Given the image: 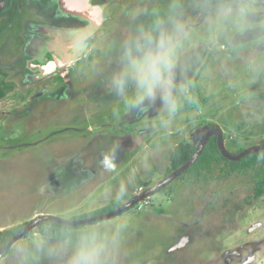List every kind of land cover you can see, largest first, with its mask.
<instances>
[{"label":"rangeland","instance_id":"obj_1","mask_svg":"<svg viewBox=\"0 0 264 264\" xmlns=\"http://www.w3.org/2000/svg\"><path fill=\"white\" fill-rule=\"evenodd\" d=\"M219 2L90 0L102 9V24L57 52L59 60L70 55L68 62L46 68L48 49L38 60L51 74L21 81L0 69V232L42 216L71 220L113 200L127 204L167 179L177 145L201 141L209 124L222 130L228 152L264 145V0H227L247 8L246 15L209 31ZM174 4L187 35L171 106L159 95L137 103L131 81L118 94L111 81L124 41L167 23ZM25 9L24 19H31L33 10ZM89 25L68 16L57 27ZM58 42L64 41L52 45ZM105 154L115 169L104 167ZM254 187L252 173L224 177L219 168L204 178L179 176L131 210L73 230L66 240L36 228L0 264H66L71 243L90 228L119 232L115 264H264V195L254 199ZM59 247L62 254L49 253Z\"/></svg>","mask_w":264,"mask_h":264},{"label":"clouds","instance_id":"obj_2","mask_svg":"<svg viewBox=\"0 0 264 264\" xmlns=\"http://www.w3.org/2000/svg\"><path fill=\"white\" fill-rule=\"evenodd\" d=\"M177 9L179 4H174L173 15L169 16L167 23L158 21L150 30L141 28L138 35L124 41L120 55L121 67L111 81L118 94H123L131 81L138 89L137 103L159 95L166 106H171L180 42L187 35L186 26L178 18ZM247 11V8H233L227 0H220L213 12L217 23L209 22L208 30H216L221 26L219 22L229 17H235L232 23L239 24ZM103 165L110 171L115 169L113 156L105 154ZM125 191L122 185L120 195ZM118 236V231L109 236L97 228L81 230L71 243L66 264H115L114 252L118 247ZM17 251L21 255L26 252L24 248ZM63 252V247L49 249L53 255Z\"/></svg>","mask_w":264,"mask_h":264},{"label":"flooded vegetation","instance_id":"obj_3","mask_svg":"<svg viewBox=\"0 0 264 264\" xmlns=\"http://www.w3.org/2000/svg\"><path fill=\"white\" fill-rule=\"evenodd\" d=\"M34 3L35 9L28 5L24 7L25 0H0V69L14 80L20 78L22 81L26 77L34 80L42 74H51L39 64L41 53L49 49L53 57L61 62L54 53L53 41H59L66 32L85 28L57 27V24L68 21V16L87 21L66 12L59 0H34ZM25 8L33 10L31 19H24ZM57 35L60 38L56 40ZM26 55L30 60L25 64ZM25 67L31 74L25 75Z\"/></svg>","mask_w":264,"mask_h":264},{"label":"trees","instance_id":"obj_4","mask_svg":"<svg viewBox=\"0 0 264 264\" xmlns=\"http://www.w3.org/2000/svg\"><path fill=\"white\" fill-rule=\"evenodd\" d=\"M213 129H219V127L216 124H209L208 131ZM199 146L200 141L197 143L183 141L179 145H177L171 157L170 172L173 173L187 164L195 155ZM243 151L245 150H239L236 153L229 152V154L238 156ZM215 168H219L220 176L224 175V177H228L229 175L236 172L252 173L253 181L255 184L252 197L254 199H258L264 195V151L247 155L240 161L233 162L228 160L221 154L218 146V139L216 136H212L196 162L180 177L187 175L193 178H204L206 174L212 173ZM121 206L122 205L118 200H113L108 206L87 214L76 216L71 219V221L83 220L86 222L89 218L114 212ZM27 224L28 223H24L22 225H18L13 229L0 232V247L9 244V242L17 234H19L27 226ZM87 225L90 224L86 222L82 226L71 227L59 224L57 222L47 221L39 224L37 230L41 235L55 237L60 240H66L69 238L73 230L81 229L82 227H85ZM10 252L11 250H8L3 254L2 257L9 255Z\"/></svg>","mask_w":264,"mask_h":264},{"label":"water","instance_id":"obj_5","mask_svg":"<svg viewBox=\"0 0 264 264\" xmlns=\"http://www.w3.org/2000/svg\"><path fill=\"white\" fill-rule=\"evenodd\" d=\"M61 6L63 9L68 12L69 14H72L74 16L82 17L90 22V25L82 28L80 30L74 31V32H66L62 38L59 41H64L62 44L58 42L59 44L52 45L54 49V53H56L57 57L60 55L57 52L62 50V48H72V44L82 42L85 39L89 38L91 35H93L101 26L102 24V9L99 7H93L90 5V0H59ZM59 45V46H58ZM71 58L70 55L64 56L61 59V62H68V59ZM46 64V68H56V59L53 57L51 51L48 52V57L44 59ZM51 64V65H50ZM212 136H216L218 139V146L221 154L227 158L230 161L237 162L240 161L243 157L254 154L260 151H264V145L261 146H255L251 147L249 149H246L238 156H234L232 154H229L228 150L226 149L223 141V133L221 129H213L208 131L206 134L203 135L200 146L195 153V155L191 158V160L185 164L183 167H181L179 170L173 172L167 179H165L160 184L154 186L153 188L147 190L145 193L137 196L132 201L128 202L125 205H122L119 209H117L114 212L96 216L89 218L86 222L96 223L100 221H107L110 219H113L120 214H123L129 210H131L135 205L142 203L145 199L152 196L155 192L161 190L164 188L167 184L175 180L177 177L181 176L188 168H190L196 160L199 158V156L202 154L204 148L206 147L209 139ZM47 221H53L57 222L62 225L71 226V227H79L84 225L86 222L83 220L80 221H71V220H65L58 218L56 216H42L39 218H36L35 220L29 222L27 226L19 233L17 234L10 242L9 244L0 247V258L3 256L4 253H6L8 250H10L15 243H17L22 237L27 235L32 230L36 229L39 224Z\"/></svg>","mask_w":264,"mask_h":264},{"label":"bare ground","instance_id":"obj_6","mask_svg":"<svg viewBox=\"0 0 264 264\" xmlns=\"http://www.w3.org/2000/svg\"><path fill=\"white\" fill-rule=\"evenodd\" d=\"M60 62V61H59ZM51 65V64H50Z\"/></svg>","mask_w":264,"mask_h":264},{"label":"crops","instance_id":"obj_7","mask_svg":"<svg viewBox=\"0 0 264 264\" xmlns=\"http://www.w3.org/2000/svg\"><path fill=\"white\" fill-rule=\"evenodd\" d=\"M140 209V208H139Z\"/></svg>","mask_w":264,"mask_h":264}]
</instances>
